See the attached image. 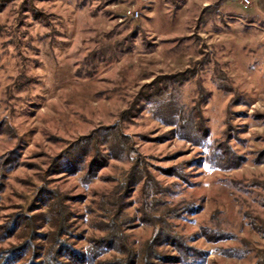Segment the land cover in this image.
I'll return each instance as SVG.
<instances>
[{"label":"rangeland","instance_id":"obj_1","mask_svg":"<svg viewBox=\"0 0 264 264\" xmlns=\"http://www.w3.org/2000/svg\"><path fill=\"white\" fill-rule=\"evenodd\" d=\"M48 191L85 264H264V0L8 3L0 225Z\"/></svg>","mask_w":264,"mask_h":264},{"label":"trees","instance_id":"obj_2","mask_svg":"<svg viewBox=\"0 0 264 264\" xmlns=\"http://www.w3.org/2000/svg\"><path fill=\"white\" fill-rule=\"evenodd\" d=\"M12 0H0V11ZM49 193V191H48ZM49 195L56 206H51L49 213L52 215L55 225L54 230L48 233L39 232L42 223L46 221V215L14 214L0 225V236L11 238L22 233L24 240L18 245L8 249H0V264H85L86 257L78 249L73 247L64 230L65 215L59 197L52 191ZM39 222V223H38ZM103 242V241H102ZM173 246L188 249L179 239H174ZM171 258L170 260H174ZM172 262V261H171ZM142 264H149L148 259ZM105 264H134L132 259L108 262Z\"/></svg>","mask_w":264,"mask_h":264},{"label":"built area","instance_id":"obj_3","mask_svg":"<svg viewBox=\"0 0 264 264\" xmlns=\"http://www.w3.org/2000/svg\"><path fill=\"white\" fill-rule=\"evenodd\" d=\"M241 1V5L243 8L247 9L250 5V0H240ZM128 14L131 16V17H134V18H138L139 17V13L137 11L133 12V11H129Z\"/></svg>","mask_w":264,"mask_h":264},{"label":"crops","instance_id":"obj_4","mask_svg":"<svg viewBox=\"0 0 264 264\" xmlns=\"http://www.w3.org/2000/svg\"><path fill=\"white\" fill-rule=\"evenodd\" d=\"M198 1L209 4V3H214L217 0H198Z\"/></svg>","mask_w":264,"mask_h":264}]
</instances>
